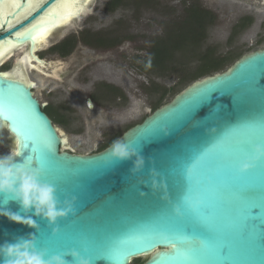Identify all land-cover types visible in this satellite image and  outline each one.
Wrapping results in <instances>:
<instances>
[{"label": "water", "instance_id": "water-1", "mask_svg": "<svg viewBox=\"0 0 264 264\" xmlns=\"http://www.w3.org/2000/svg\"><path fill=\"white\" fill-rule=\"evenodd\" d=\"M27 5V0H21L20 7L4 18L3 27H8V31L0 35V45L10 41L22 47L30 42L31 53L34 55L35 40H21L17 33L31 29L34 24L40 28H53L62 16L55 15L56 12L52 10L57 5V0H40L31 10L32 14L16 25L19 21L17 15ZM85 11L80 13L77 10L74 22L58 26L53 36L56 31L75 25ZM53 20L56 22L44 23ZM38 61L43 62L39 59ZM260 89H264V49L242 56L223 73L194 82L170 103L155 110L142 123L133 126L120 137L138 150L142 149V154L153 161L141 176L133 177L129 174L132 167L130 161L114 165L111 163L109 147L97 153L63 150L66 140L44 111L46 105H42L35 96L34 88L25 74L17 77L11 74L6 76V73L0 72V125L5 126L13 138L9 148L22 152L17 160L22 161L33 154L34 145L25 136L26 130L20 122L21 118H26L31 121L35 130H42L55 137V154L58 160L78 162L84 166L67 183L50 181L56 184L61 201L66 196L78 197V214L60 221V232L56 236L52 235L47 222L37 219L40 226V232L36 233L38 246L47 248L50 253L75 249L90 264H133L135 260L145 257L148 258L144 264H185L179 259L170 258L175 257V248L178 245L169 244L166 240L155 244V247L117 249L115 254L120 258L113 260L108 259L106 254L85 255L77 242L84 237L99 235L119 243L131 240L139 232L149 229L166 207L163 197L167 188L169 187V195L175 200L179 194L177 185L183 186L186 183L180 176V166L190 163L197 152L209 147L224 131L264 113V91ZM89 105L93 108L91 100ZM14 116L18 118L15 119ZM212 128L216 129L215 133L209 131ZM152 166L165 179L166 193L161 191L154 194L150 189L141 186L143 181L150 183L149 169ZM142 191L146 195L142 196ZM0 208L12 212L20 211L15 202L5 205L2 200ZM258 210L254 209V214ZM168 211L171 212V209ZM221 228L226 232L223 225ZM33 232L34 229L0 216V244L5 241L12 242L17 237ZM198 234L207 235L203 230ZM223 242L229 247L227 257L197 259L186 264H264V226H258L247 234L226 232ZM128 251L132 254L128 255ZM68 259L71 260V257Z\"/></svg>", "mask_w": 264, "mask_h": 264}, {"label": "rangeland", "instance_id": "rangeland-1", "mask_svg": "<svg viewBox=\"0 0 264 264\" xmlns=\"http://www.w3.org/2000/svg\"><path fill=\"white\" fill-rule=\"evenodd\" d=\"M109 1L92 0L75 25L53 36L54 39L59 36L55 41L66 36L78 39L77 50L65 59L45 52L50 62L63 63L59 77H45L24 68L27 81L36 84L34 94L41 104L65 116L66 125L56 123V126L66 139L63 148L74 153L99 152L103 145L120 138L129 127L142 123L154 112L165 93L164 105L182 91L185 86H179L181 79L198 64L192 52L186 51V57L177 53L173 63L176 70L165 75L143 73L140 64L154 42L165 38L175 24L180 26L188 5L195 3L216 16L215 24L201 43V53L212 49L217 57L232 58L227 64L229 68L240 57L264 49V0H122L119 8L108 11ZM243 20L248 25L233 35L234 28ZM170 36L172 44L176 40L180 42L174 32ZM97 37L116 42L99 46ZM21 53H13L14 57L4 65L0 62V71L17 70ZM53 72L51 75L58 76L56 69ZM103 87L122 93L124 101L114 102L112 93H106ZM91 93L98 95L95 111H89L85 105ZM11 143L12 136L0 125V155L11 151Z\"/></svg>", "mask_w": 264, "mask_h": 264}, {"label": "snow or ice", "instance_id": "snow-or-ice-1", "mask_svg": "<svg viewBox=\"0 0 264 264\" xmlns=\"http://www.w3.org/2000/svg\"><path fill=\"white\" fill-rule=\"evenodd\" d=\"M29 5L39 0H27ZM77 0H57L56 7H67L61 19H67L72 14V6ZM21 0H0V27L3 26L4 6L20 7ZM59 16L60 13L56 12ZM55 23L46 21L44 23ZM33 29L36 31L34 32ZM46 31L38 25H32L23 33H17L21 40L36 39ZM7 43L11 44L10 41ZM3 51L0 48V57ZM264 91V89H260ZM13 118L17 119V116ZM20 122L26 130L25 136L33 143V155L47 169L46 179L55 183H67L74 173L80 172L83 165L78 162L61 161L55 154V137L35 130L30 120L21 118ZM136 142H133V144ZM264 144V113L249 121L237 124L224 131L213 143L197 152L190 163L180 166V176L186 183L179 188L178 198L173 200L164 194L163 212L154 220L146 231L139 232L133 239L115 243L102 236L84 237L77 243L85 255L106 254L110 260L119 259L117 249L127 250L133 247H155L157 243L167 241L178 245L175 257L182 262L197 259H223L229 255V247L223 242L226 232L247 234L258 226H264V161L254 166L249 175H241L237 165L241 160L251 158L253 148ZM175 181V169L172 170ZM190 194L193 198L203 201V207L193 212L184 205L183 197ZM184 208L182 217H177L173 206ZM171 209V212L168 211ZM254 209H259L253 212ZM221 225H223L222 231ZM203 230L207 235L198 234ZM131 255V251L127 252Z\"/></svg>", "mask_w": 264, "mask_h": 264}, {"label": "clouds", "instance_id": "clouds-1", "mask_svg": "<svg viewBox=\"0 0 264 264\" xmlns=\"http://www.w3.org/2000/svg\"><path fill=\"white\" fill-rule=\"evenodd\" d=\"M209 131L215 133L216 129L212 128ZM108 151L113 165L128 161L132 163L129 174L133 177L141 176L148 165L153 164L150 157L142 154V149L138 150L121 138L114 139ZM21 155L22 152L15 149H11L6 155H0V200L5 205L15 202L20 209L18 212H12L0 208V216L34 229L35 232L17 237L12 242L5 241L0 244V264H90V261L75 249L50 253L47 248L38 246L39 239L36 233L40 232V226L37 219L47 222L53 236L58 235L59 222L78 214V197L66 196L61 201L56 184L46 179L47 169L44 164L33 154L22 161L17 160ZM261 161H264V144H257L253 148L251 158L239 164L238 172L245 175ZM149 178L150 183L142 182L143 188L150 189L154 194L161 191L166 193V181L153 166L149 169ZM140 194L144 196L146 192L142 191ZM183 202L193 212L203 207V201L193 198L190 194H185ZM173 212L177 217H182L184 208L174 205ZM68 257H71V260Z\"/></svg>", "mask_w": 264, "mask_h": 264}, {"label": "trees", "instance_id": "trees-1", "mask_svg": "<svg viewBox=\"0 0 264 264\" xmlns=\"http://www.w3.org/2000/svg\"><path fill=\"white\" fill-rule=\"evenodd\" d=\"M122 4H123L122 0H111L107 4V10L115 11ZM215 22H216V16L212 12L200 8V6L196 5L195 3L188 5L185 9V16L180 26L178 27V24H175L172 27V29L167 32L165 38L154 42V44L151 46V49L147 57L140 64L141 71L143 73H149V74L152 73L156 74V72L162 75L169 74L170 71H174V69L176 70V66H174L173 63L175 61L174 58L177 53H183L184 57H186L185 54L188 51L192 52L193 53L192 57L193 59L195 58L197 60L198 64L196 65L195 69L192 72H189L187 76L181 79L179 86H185V87L182 89V91L176 93L174 95V98L178 94L183 92L186 88L191 86L190 84H193L194 82L201 80L203 78L227 71L237 61H235L229 68H227V64L232 60V58L217 57L215 55V51L212 49H208L202 53L199 51L201 43L208 36L209 28L212 27L215 24ZM247 25L248 24L246 23L245 20L241 21V23L237 24L236 27L234 28L233 35L237 34L239 31L246 28ZM173 32L178 36L180 42L177 43L176 40L174 44L171 43V40L169 38L171 37L170 34ZM106 40L107 39H103L102 37L100 38L97 37L96 45L99 46L112 45L116 42L113 39L110 41H106ZM77 44H78L77 37L72 36L68 38L64 43V45L67 46L68 49L65 50V53L63 55L66 56L70 54L74 50ZM180 64L183 65L184 62H180ZM109 89L114 91L118 96L125 98V96L122 93L116 92L115 89H113L112 87H109ZM165 96L166 93L163 95L162 99L157 103L156 107L154 108V111L164 105L162 104V100L165 98ZM44 111L50 117H52L53 122L55 124L59 123L62 125H66L67 120L65 119V116L58 113V111L55 110L53 107L45 108ZM52 114H57V115L52 116ZM130 128L132 127H129L127 130H129ZM111 143L112 141L103 145L100 148L99 152L108 148ZM144 262L145 261L139 259L135 264H144Z\"/></svg>", "mask_w": 264, "mask_h": 264}, {"label": "flooded vegetation", "instance_id": "flooded-vegetation-1", "mask_svg": "<svg viewBox=\"0 0 264 264\" xmlns=\"http://www.w3.org/2000/svg\"><path fill=\"white\" fill-rule=\"evenodd\" d=\"M38 3L39 2H34L32 5H30V8L28 7V9H26V11H25V14H26V12H28V13L26 15L23 14L22 15L23 17L22 16H19L20 19H17L19 21L16 23V25H18L19 23H22L23 21H25L31 15L32 14V11L31 10L34 9V7L37 6ZM14 8H15V6H13L12 9L9 10V12L13 11ZM9 12H7L3 17L5 18ZM3 17H2V19L4 20ZM67 20H68V22H67ZM73 22H74L73 18H71V19H65V20L59 22L57 25L58 26L70 25ZM55 29L52 28V29H50V31L47 30L42 35H40L39 37L36 38V41H35L36 42V46H35V49H34V52H33L34 55H32V53H31V43L30 42H28L27 44H25L22 47L20 46L19 48L15 49L14 52H11V50L14 48V45H12V46H8V45H5V44L4 45H0V46L3 47L2 48V51H3V55L2 56H4L7 53L11 52L3 60L0 61V62L3 61V64L2 65H4L11 57H14V55H15L16 52H18V51H21L22 52L21 55H20V57L18 58V65H17L20 70H15L14 72H11L9 74L15 75V76H18V77L24 76V74H23L24 73V69H23L24 68V65H23L24 63L23 62L25 61V59H27V63L29 64V66H32L33 65L32 66V69H31V70H33V72L39 73V74H41V75H43L45 77H56V78L59 77L60 76L59 75V71L62 69V67H60V66L63 65V63H61L60 65H58L56 63H53V61L50 62V60H47L46 59V55L47 54L45 52H48L49 51V53H56L61 59H65V58L71 56L77 50L78 44L76 45V47L74 48V50L70 54L64 56L63 54L65 53V50L68 49V47L65 46L64 43H65V41L68 38H70V36L63 37L60 41H55V39L53 37V32H54ZM64 29H66V28H64ZM7 31H8V27H3V26L0 27V35L1 34H4ZM59 31L60 30L56 31L54 33V35H56V33H58ZM58 39H59V36H57V40ZM13 53H14V55H13ZM0 59H1V57H0ZM38 59L41 60V61H43L44 62V65H42L38 61ZM36 66L41 67L43 69V72L37 70V68L34 69V67H36ZM54 66L57 67L56 68V71H57L58 76L51 75L52 72H53V67ZM22 69H23V73L21 71ZM0 72H4V71H0ZM26 79H27V77H26ZM33 87H35V86H33ZM103 90H107V92L106 91L105 92L108 93V94H111L112 93V95H113L112 96V100L114 102H116L117 100L118 101H124V98H122L121 96H118L114 91H112L111 89H109V87H103ZM106 93H105V95H107ZM102 94L104 95V93H102ZM97 97H98V95H95L94 93H91L89 95V97L87 98V100L85 101V105H86V107H87V109L89 111H95V109L97 108L98 103H99V100H98ZM89 100L92 101L93 108H90ZM50 118L52 119V117H50ZM62 149L63 150H66L68 152H73L70 149H64V148H62Z\"/></svg>", "mask_w": 264, "mask_h": 264}, {"label": "bare ground", "instance_id": "bare-ground-1", "mask_svg": "<svg viewBox=\"0 0 264 264\" xmlns=\"http://www.w3.org/2000/svg\"><path fill=\"white\" fill-rule=\"evenodd\" d=\"M90 1L91 0H77V2L72 6V14H71V16L70 17H68L67 19H71V18H73L74 19V17L76 16V12H77V10L80 12V13H83L87 8H88V5H89V3H90ZM12 7L13 6H4V8H3V15H2V17L7 13V12H9V10H11L12 9ZM28 7L30 8V5L28 4L27 5V7H26V9H28ZM33 7V6H32ZM36 7V6H35ZM67 7L68 6H65L63 9L62 8H58V7H54L52 10L54 11V12H59L60 13V15L61 16H64L65 15V12L67 11ZM17 7H15L13 10H15ZM26 9H24L19 15H17V19H20L19 18V16H22L23 14H25V11H26ZM30 10V9H29ZM12 12V11H11ZM28 12H26V14H27ZM25 14V15H26ZM24 15V16H25ZM23 17V16H22ZM21 17V18H22ZM4 18V17H3ZM63 20H65V19H61V18H59L58 20H57V22H56V26L55 27H53L54 29L58 26L57 24L59 23V22H61V21H63ZM67 22H68V20H67ZM46 29V31L48 30V31H50V29H52V28H45ZM45 32V31H44ZM43 32V33H44ZM40 35H38L37 37H39ZM35 41H36V39H34ZM5 45H8V46H12V45H14V48L11 50V52H14V50L15 49H17V48H19L20 46H18V45H15L14 43H11V44H9V43H5ZM5 47V46H4ZM0 48H3L2 46H0ZM25 51V50H24ZM11 52H9V53H7L6 55H4V56H2L1 57V59H0V61L1 60H3L8 54H10ZM27 57V56H26ZM23 58V57H22ZM20 60V59H19ZM23 62V61H22ZM24 64V68H26V69H28V71H30L31 69H32V66H29V64L27 63V59H25V61L23 62ZM41 64L42 65H44V62H41ZM35 66V65H34ZM23 68V69H24ZM35 68H37V70H41V71H43L42 70V68L41 67H39V66H36V67H34V69ZM57 67L56 66H54L53 67V70L55 71V69H56ZM23 69L21 70L22 71V73H23ZM25 69V70H26ZM17 70H20L19 68L17 69ZM31 71H33V70H31ZM24 74V73H23ZM53 74H54V72H53ZM56 74V73H55ZM10 74L9 73H6V76H9ZM56 75H58V74H56ZM15 76V75H14ZM18 77V76H17ZM28 82H30V81H28ZM31 85L33 86L34 84H32L31 83ZM34 88V87H33ZM59 131V130H58ZM59 133H60V131H59ZM60 135L63 137V135L60 133ZM63 139H65L64 137H63ZM66 140V139H65Z\"/></svg>", "mask_w": 264, "mask_h": 264}]
</instances>
